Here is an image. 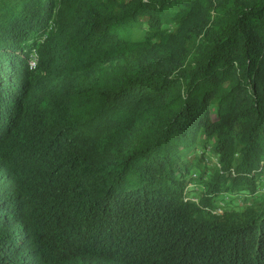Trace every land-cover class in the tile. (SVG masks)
<instances>
[{"label":"trees","instance_id":"16d2710c","mask_svg":"<svg viewBox=\"0 0 264 264\" xmlns=\"http://www.w3.org/2000/svg\"><path fill=\"white\" fill-rule=\"evenodd\" d=\"M263 176L264 0H0V264H264Z\"/></svg>","mask_w":264,"mask_h":264},{"label":"built area","instance_id":"2783aa9c","mask_svg":"<svg viewBox=\"0 0 264 264\" xmlns=\"http://www.w3.org/2000/svg\"><path fill=\"white\" fill-rule=\"evenodd\" d=\"M36 62H37V58H36V56H32L31 59H30V61H29V67H30V69H34V68H35V66H36ZM192 176H193V177H196V174L193 173ZM262 181L264 182V177H263ZM263 189H264V186L260 189V191H259L258 193H259V194H264V193H262ZM242 202H243V197H238V198H236V199L234 200V203H235V205H237V206L241 205ZM246 203H247V202H246ZM217 204L220 205V206H224V205H225V202H224V201H218ZM217 211L219 212V210H217Z\"/></svg>","mask_w":264,"mask_h":264},{"label":"rangeland","instance_id":"374dc122","mask_svg":"<svg viewBox=\"0 0 264 264\" xmlns=\"http://www.w3.org/2000/svg\"><path fill=\"white\" fill-rule=\"evenodd\" d=\"M141 32H142V30H140V29H138L137 30V33L140 35L141 34ZM210 152V153H209ZM209 152H208V154L207 155H205V160H206V162L208 163V166L209 167H211V168H213V166L216 164V162H217V157L216 156H214V154L209 150ZM211 165V166H210ZM195 174H197V173H199V171L196 169V170H194L193 171ZM264 177V176H263ZM197 192H199V191H197ZM262 193H264V189H263V191H262ZM257 194H259V193H257Z\"/></svg>","mask_w":264,"mask_h":264}]
</instances>
